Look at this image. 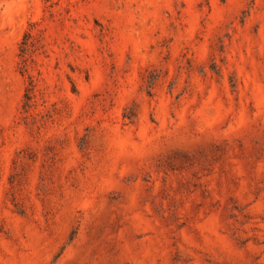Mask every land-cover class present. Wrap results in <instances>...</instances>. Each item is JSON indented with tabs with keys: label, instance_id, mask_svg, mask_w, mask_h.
Instances as JSON below:
<instances>
[{
	"label": "rangeland",
	"instance_id": "374dc122",
	"mask_svg": "<svg viewBox=\"0 0 264 264\" xmlns=\"http://www.w3.org/2000/svg\"><path fill=\"white\" fill-rule=\"evenodd\" d=\"M0 264H264V0H0Z\"/></svg>",
	"mask_w": 264,
	"mask_h": 264
}]
</instances>
